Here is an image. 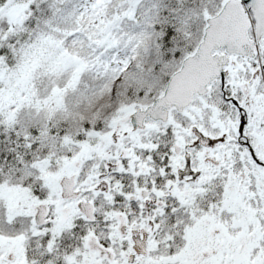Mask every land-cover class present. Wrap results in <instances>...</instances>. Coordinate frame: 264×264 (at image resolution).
Returning a JSON list of instances; mask_svg holds the SVG:
<instances>
[{
  "label": "snow or ice",
  "instance_id": "obj_1",
  "mask_svg": "<svg viewBox=\"0 0 264 264\" xmlns=\"http://www.w3.org/2000/svg\"><path fill=\"white\" fill-rule=\"evenodd\" d=\"M0 264H264V0H0Z\"/></svg>",
  "mask_w": 264,
  "mask_h": 264
}]
</instances>
